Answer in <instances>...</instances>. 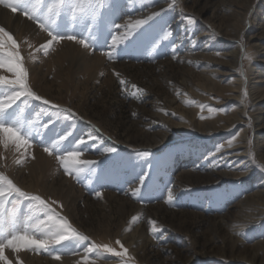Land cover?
Here are the masks:
<instances>
[{
  "label": "rangeland",
  "instance_id": "obj_1",
  "mask_svg": "<svg viewBox=\"0 0 264 264\" xmlns=\"http://www.w3.org/2000/svg\"><path fill=\"white\" fill-rule=\"evenodd\" d=\"M53 5L59 14L49 10ZM153 13L159 15L146 24L125 27ZM13 14L29 27L0 19L16 41L0 33V59L19 53L25 83L42 99L21 97L3 116L28 142L0 133V175L28 193L0 197L8 264H252L238 252L231 257L228 236L239 239L241 251L264 241V213L238 221L264 176L250 85L264 95V0H30ZM49 32L64 39L48 45ZM235 47L236 67L225 56ZM258 73L263 81L255 83ZM0 76L15 73L5 65ZM234 78L243 81L238 102L228 100ZM10 87L0 84V98L11 95ZM243 101L242 122L228 126L222 119ZM242 128L255 160L250 175L232 153ZM68 152H78L81 162L70 173L61 160ZM145 173L150 178L142 185ZM61 219L79 236L51 243ZM19 236L49 243L8 244ZM117 240L128 250L122 257L103 248L86 252L93 242L123 251Z\"/></svg>",
  "mask_w": 264,
  "mask_h": 264
},
{
  "label": "snow or ice",
  "instance_id": "obj_2",
  "mask_svg": "<svg viewBox=\"0 0 264 264\" xmlns=\"http://www.w3.org/2000/svg\"><path fill=\"white\" fill-rule=\"evenodd\" d=\"M30 3V0H0V4H4L7 8H10L13 13L17 12L19 8L27 9L28 5ZM53 9L57 10V14H59V6L53 5L52 8L49 10L52 11ZM24 15L29 17L33 20H38V17L36 16H29V12L26 10L24 12ZM159 15L158 13H153L152 16H149L145 20H136L134 24L132 25H126L125 27L129 28H137L141 25L146 24L149 20L153 18V16ZM41 28H44L45 26L43 24L40 25ZM115 27L119 28L121 25H116ZM0 33L4 34V37L7 38V41H10L12 45L16 44V41L13 39L12 35L5 31L3 27H0ZM130 34V33H129ZM49 36H51V39L47 42L48 45H50L53 41L64 39L63 36L57 34H53L52 32H49ZM68 40H77V37L75 35H68ZM113 43H116L117 38L113 36L112 38ZM5 39L0 38V49H3L5 46ZM81 44H84L85 47H88V44L85 40H79L78 41ZM47 45H45L46 47ZM8 59L5 61L3 59H0V66H7L8 69H10L12 72L15 73L14 79H7L3 76H0V84L10 85L9 91L11 92V95L0 98V133L7 134L10 137H14L17 141H20L24 144H27L28 142L21 141V137L18 134V131L12 127L6 126L3 116L5 114L6 108L11 107L12 104H14L17 100H19L21 97H34L35 100L40 101L42 98L39 95H36L34 92L29 90L27 84L25 83V71L23 67L21 66V63L19 61V53L11 52L9 51L7 53ZM123 83V81H121ZM43 103L45 105L49 104V101L43 100ZM231 141H229V146H231ZM115 148H107L105 151L107 152H114ZM45 151H49L48 148H45ZM79 155L78 152H68L66 156L62 157V163L64 165V169L66 172H71L72 167L74 165H79L81 162L76 159V157ZM144 155H148V153H144ZM85 163H95L92 161H88ZM79 170V169H78ZM150 176L145 173L144 175L140 176V183L142 185L145 184L146 179H149ZM140 189H136V192H139ZM12 193H19L20 196H28V193L21 191L19 187H17L12 180L8 179L6 176L0 175V197H4L5 195H11ZM99 196L100 194L97 193ZM169 200L172 199V192L169 191L168 193ZM35 200L39 201L40 204H45V201L41 199L40 196H35ZM0 208H2V205H0ZM155 223L154 221L152 222ZM53 227L55 228V232L53 233L55 239H52L50 242L59 244L61 241L69 239L72 235L79 236V233H74V230L71 229V225L67 223L65 219H61L58 224H54ZM155 231V229H153ZM17 239L21 241H26L29 244L36 245L39 247H46L49 241L47 240H37V239H29L26 236H19V237H13L12 239L8 240V244H13ZM83 240H88L89 238L87 236L81 237ZM117 244H120L123 251H117L115 248L110 247L107 244L100 245L96 244L95 242L92 243L91 248L86 249V252H90L94 249L98 250L103 248L104 252L106 253H114L117 257H122L127 253V249L124 248L123 244L120 243L119 240L116 241ZM3 249L4 245L0 244V259H3L6 261V264H8L7 257L3 255ZM56 259H59V256L56 257Z\"/></svg>",
  "mask_w": 264,
  "mask_h": 264
},
{
  "label": "bare ground",
  "instance_id": "obj_3",
  "mask_svg": "<svg viewBox=\"0 0 264 264\" xmlns=\"http://www.w3.org/2000/svg\"><path fill=\"white\" fill-rule=\"evenodd\" d=\"M0 19L2 21H4L6 23V25H8L10 27H13V25L16 28L24 26L21 22H23L25 24V26L29 27V24L26 21H22L19 16L14 15L10 11H8L7 9H4L2 7H0ZM232 50H233L232 52L226 53L225 56L227 57L226 60L228 62H232V65L234 67H236L237 62H238V58H239V48L235 47ZM258 62L260 63L261 61L259 60ZM249 70H250L249 72L252 75L257 73L256 72L257 68H255L253 66H250ZM258 74L255 77L253 76V79L256 80V81L254 80L255 83L263 81V78H262L263 76L260 73H258ZM234 81H235L234 90H232L230 92L228 100H231V101L233 100L235 102H238V100L240 101V99L242 97L241 93H242L243 81H242L241 78H234ZM254 81H253V83H254ZM250 85H251V91H252V94H253L252 106L254 107L253 110L255 111V116L254 117H255V119L257 120V123H258L256 125V127L254 128V133L257 136V140L255 142V149L257 151L256 154L260 157V159H262L264 161V123L261 125V122L264 121V115H263L264 114V108L260 106L261 103H262V100L264 98V95L261 94L258 90H256L258 85H255V84H250ZM211 86H215V85L213 84ZM209 90H211L212 92H214L216 94H219L217 89H216V87L209 88ZM244 103H245V101H243V105L241 106V108L239 110L235 111L233 114L229 115L227 118L222 119V120L226 121V124L228 126L232 125L234 123H237V122L238 123L242 122V115H243V112H244L245 106H246ZM252 113H254V112H252ZM220 120H221V118L216 119L215 121L212 122V124L217 125L220 122ZM223 129H226V128H223ZM220 130H221V128H216V127L213 129V131H215V132H219ZM245 133H246V129L242 128V130L240 131V139L242 138L241 142L236 147V150L232 151V153L235 155L234 157L237 156L239 158L238 160L243 165H245L241 169H247L248 172L246 174L250 175V174H253L256 171V167H255V160H254L253 152L251 150V147H250L249 143L246 142L247 138H245V137H247V136H246ZM225 146H228V144L226 143ZM226 151H228V150H226ZM226 156H227V154H226ZM240 162H238V163H240ZM229 174H230V172H229ZM229 174H227V175L229 176ZM243 174H245V173H243ZM257 182H262L259 185V188L257 189V191L254 192L251 195H247L246 198H245L246 203L248 202L247 203L248 207L250 209H254V210H249V208H247V206H245L247 208L246 210H248V211L242 210L241 214H240V218L238 219V221L241 223V225L243 224L244 221H247V219L249 220L250 218H252V216H254V212H256L257 214H258V212H259V214L264 213V176H262V172L259 174V178H258ZM231 191H235L234 188H231ZM249 211H251V213H249ZM250 220H252V219H250ZM237 228H234L233 232H235L237 230ZM126 237H128V236H126ZM228 238L230 239V253L232 255L231 257H234L233 255H235V253L238 252L237 256L239 257V259L248 260L247 258H249V261L252 264H264V241H259L258 243H256L257 246L255 248H247V249H244V250L241 251V249L238 250L239 239L235 238V236H233L231 233L228 236ZM132 239H133V237H132ZM194 245L197 246L198 245L197 242ZM195 246H194V248L196 250ZM202 249H203V247H202ZM222 255L225 256L223 253H222ZM190 261H192V259H190ZM50 264H52V263H50Z\"/></svg>",
  "mask_w": 264,
  "mask_h": 264
}]
</instances>
